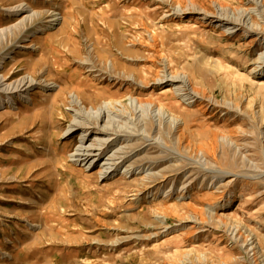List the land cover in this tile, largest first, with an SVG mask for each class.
Returning a JSON list of instances; mask_svg holds the SVG:
<instances>
[{
  "label": "rangeland",
  "instance_id": "1",
  "mask_svg": "<svg viewBox=\"0 0 264 264\" xmlns=\"http://www.w3.org/2000/svg\"><path fill=\"white\" fill-rule=\"evenodd\" d=\"M191 2L247 14L256 31L226 36L175 13ZM21 4L38 13L32 27L12 11ZM255 7L0 0V74L8 84L37 82L29 101L16 94L0 108V264H264V83L253 76L264 63V12ZM166 71L186 75L200 99L189 103L160 84ZM131 99L153 102L176 123L134 111ZM105 103L130 114L101 123L122 135L112 148L129 159L122 167L130 172L108 180L98 166L72 161L83 129L66 134L90 121L72 108ZM88 131V144L107 138Z\"/></svg>",
  "mask_w": 264,
  "mask_h": 264
},
{
  "label": "bare ground",
  "instance_id": "2",
  "mask_svg": "<svg viewBox=\"0 0 264 264\" xmlns=\"http://www.w3.org/2000/svg\"><path fill=\"white\" fill-rule=\"evenodd\" d=\"M250 2L254 6H256L252 11L262 16L264 12L263 10L264 4L262 0H250ZM191 5L192 6H187L185 9L178 8L175 13L180 17L184 14L188 15L189 17L192 16L190 20L194 21L197 24H200V22L209 23L212 25L215 24L216 27L221 28L222 30L221 34L226 35V36L232 35L240 27H243V28L245 27V29L247 28L248 31L250 30L256 31L254 26L249 27L250 18L247 16V14H244L243 16L237 18L235 17L234 13H231L228 11L229 9L228 7H225L219 3H214L216 13H209L208 11H205L202 7H200L198 4H195L193 2H191ZM12 11L14 12L15 16L24 14L23 20H25V23H30L29 27H32L33 21H34L33 19L38 17V13L35 12L27 4H21L19 6H16L12 9ZM249 13H251V11H249ZM61 21H62V18L56 15L55 18L50 21V23H52L51 25L52 27L56 28L60 26ZM24 28L26 29V26L23 27V29ZM44 31L45 29H41L40 33ZM261 34H263V32ZM5 37H6V32L4 30H1L0 45L6 41ZM254 73L255 74L254 75L252 74V75L255 77L256 80H258L257 82L264 83V82H261L264 80V63L262 64V68L260 67V69L254 70ZM159 82L160 84H165V85H168V87H171L178 96H180L185 101H188L189 103H193L195 99H200L197 93L194 90H192V86H190V81L186 77V75L185 76L172 75L169 72H167L164 75V78L160 79ZM35 85H37V82L31 76H28L22 79L16 84H8L6 78L0 74V96L7 97V100L0 101V108L3 107L4 103L12 104L13 99L11 97H13L16 94L21 95V96L23 95L24 99L26 98L29 101L30 97H29L28 92ZM43 87H45L48 90H52L56 86L51 84V85H46ZM168 91H170V89ZM185 92H188L189 94L188 93L185 94ZM71 103L74 107L81 106V100L76 95L72 96ZM131 104L135 106L134 111H137V110L138 111H149V114L151 115V119L153 120H155V118L158 116L160 117L159 119L163 121V123L175 124L177 121V119L173 117L169 111H167L166 109L162 107L156 106L153 102L135 99V100H132ZM117 105L121 107L120 103H118ZM117 105H114L112 103H105L99 109H91L89 112H86L83 110L82 113L80 114L78 113L77 109L75 108L71 109L72 112L75 113L74 114L75 118L83 119L85 121H89L88 118L90 119L88 124H86L85 128H84L85 122H77L75 125L71 126L67 130L66 134H73L78 129H83L80 134V145L77 147L76 151L71 155L73 159L72 161L83 164L87 169H93L98 166L99 171L97 172L101 179L108 180L109 177L115 174H121L122 172L125 174V173L130 172L129 170L130 168L123 169L122 167L125 163H127L126 160H129L128 157L121 158L120 156H116V150L115 148H112L114 146L112 145L114 141V139H112V136L119 137V134H112L111 131L113 130L110 129L109 126H105V125L103 126L101 124L105 122L107 123L109 122L110 119L119 117V116H124V117L129 118L130 114L127 111H125V108L124 110L119 109ZM144 109H147V110H144ZM137 116L138 118H142L141 114L140 115L137 114ZM88 129L97 132L95 133L96 136L105 135L107 136V138H103V139L99 138L98 142L95 145L88 144V141L90 140V135L92 134L88 131ZM101 132H103V134H101ZM121 136L122 135H120L119 138H121ZM138 136L139 135H137V137ZM102 160L103 162L102 164H100ZM208 170L214 172L215 175L219 173H223L222 171L215 170V169H212V170L208 169ZM233 177H238V176L234 175ZM224 218H229V217L226 215ZM240 232H241L240 229L235 230L233 236L236 237ZM246 246L249 248L250 252H254L256 250L255 242L252 239L249 240V243Z\"/></svg>",
  "mask_w": 264,
  "mask_h": 264
}]
</instances>
